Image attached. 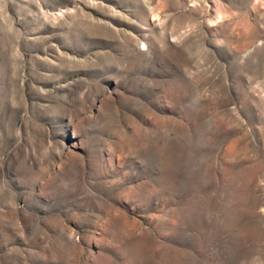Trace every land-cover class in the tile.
I'll list each match as a JSON object with an SVG mask.
<instances>
[{
	"label": "rangeland",
	"instance_id": "rangeland-1",
	"mask_svg": "<svg viewBox=\"0 0 264 264\" xmlns=\"http://www.w3.org/2000/svg\"><path fill=\"white\" fill-rule=\"evenodd\" d=\"M0 264H264V0H0Z\"/></svg>",
	"mask_w": 264,
	"mask_h": 264
}]
</instances>
